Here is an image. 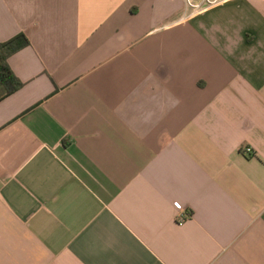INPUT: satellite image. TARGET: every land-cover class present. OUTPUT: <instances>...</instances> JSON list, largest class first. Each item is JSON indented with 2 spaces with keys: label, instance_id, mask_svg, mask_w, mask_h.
Instances as JSON below:
<instances>
[{
  "label": "crops",
  "instance_id": "1",
  "mask_svg": "<svg viewBox=\"0 0 264 264\" xmlns=\"http://www.w3.org/2000/svg\"><path fill=\"white\" fill-rule=\"evenodd\" d=\"M183 13L0 0V264H264V0Z\"/></svg>",
  "mask_w": 264,
  "mask_h": 264
},
{
  "label": "trees",
  "instance_id": "2",
  "mask_svg": "<svg viewBox=\"0 0 264 264\" xmlns=\"http://www.w3.org/2000/svg\"><path fill=\"white\" fill-rule=\"evenodd\" d=\"M27 46H29V41L22 34L4 43H0V101L12 95L23 86V83L11 71L8 59Z\"/></svg>",
  "mask_w": 264,
  "mask_h": 264
},
{
  "label": "built area",
  "instance_id": "3",
  "mask_svg": "<svg viewBox=\"0 0 264 264\" xmlns=\"http://www.w3.org/2000/svg\"><path fill=\"white\" fill-rule=\"evenodd\" d=\"M184 4V13L179 18V23L191 21L215 8L221 7L234 0H182ZM245 156L253 155V151L249 147L242 149Z\"/></svg>",
  "mask_w": 264,
  "mask_h": 264
}]
</instances>
